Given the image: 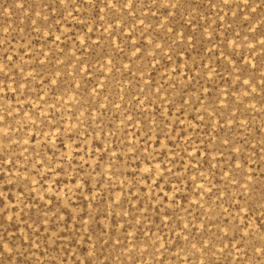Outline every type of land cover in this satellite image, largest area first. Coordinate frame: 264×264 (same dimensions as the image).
<instances>
[{"label":"rangeland","instance_id":"374dc122","mask_svg":"<svg viewBox=\"0 0 264 264\" xmlns=\"http://www.w3.org/2000/svg\"><path fill=\"white\" fill-rule=\"evenodd\" d=\"M124 4L0 0V264H264V0Z\"/></svg>","mask_w":264,"mask_h":264},{"label":"snow or ice","instance_id":"6c2138e0","mask_svg":"<svg viewBox=\"0 0 264 264\" xmlns=\"http://www.w3.org/2000/svg\"><path fill=\"white\" fill-rule=\"evenodd\" d=\"M62 2H64V0H62ZM225 3H227V0H225ZM131 5H132V0H127V4H124L123 6H124V7H131ZM107 6H108V7H114L115 4H114V3H108ZM0 71H3V69L0 68ZM3 248H4V250L6 251L5 244H3ZM257 251H259V249H257Z\"/></svg>","mask_w":264,"mask_h":264},{"label":"clouds","instance_id":"9594fccd","mask_svg":"<svg viewBox=\"0 0 264 264\" xmlns=\"http://www.w3.org/2000/svg\"><path fill=\"white\" fill-rule=\"evenodd\" d=\"M5 248L7 249V245L5 244ZM8 251L11 253V249H8Z\"/></svg>","mask_w":264,"mask_h":264}]
</instances>
